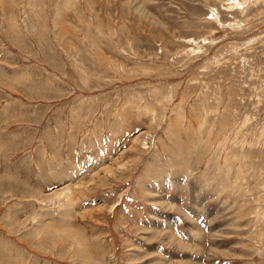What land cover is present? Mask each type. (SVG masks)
<instances>
[{
    "label": "rangeland",
    "instance_id": "374dc122",
    "mask_svg": "<svg viewBox=\"0 0 264 264\" xmlns=\"http://www.w3.org/2000/svg\"><path fill=\"white\" fill-rule=\"evenodd\" d=\"M0 264H264V0H0Z\"/></svg>",
    "mask_w": 264,
    "mask_h": 264
}]
</instances>
